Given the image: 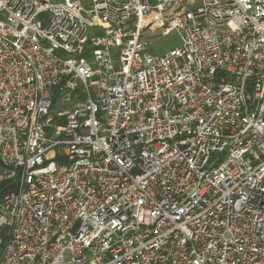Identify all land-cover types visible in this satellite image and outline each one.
<instances>
[{"label":"built area","instance_id":"2783aa9c","mask_svg":"<svg viewBox=\"0 0 264 264\" xmlns=\"http://www.w3.org/2000/svg\"><path fill=\"white\" fill-rule=\"evenodd\" d=\"M7 181L0 264H264V0H0Z\"/></svg>","mask_w":264,"mask_h":264},{"label":"rangeland","instance_id":"374dc122","mask_svg":"<svg viewBox=\"0 0 264 264\" xmlns=\"http://www.w3.org/2000/svg\"><path fill=\"white\" fill-rule=\"evenodd\" d=\"M199 0H197V5ZM148 41L149 47L154 54L165 55L173 48L181 44L182 38L178 30L170 31L168 34H162L159 32L147 31L145 33Z\"/></svg>","mask_w":264,"mask_h":264},{"label":"trees","instance_id":"16d2710c","mask_svg":"<svg viewBox=\"0 0 264 264\" xmlns=\"http://www.w3.org/2000/svg\"><path fill=\"white\" fill-rule=\"evenodd\" d=\"M12 187H14V184L12 181H7V182L0 184V197Z\"/></svg>","mask_w":264,"mask_h":264}]
</instances>
